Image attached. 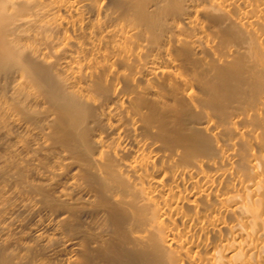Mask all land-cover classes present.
I'll return each mask as SVG.
<instances>
[{
	"label": "bare ground",
	"instance_id": "1",
	"mask_svg": "<svg viewBox=\"0 0 264 264\" xmlns=\"http://www.w3.org/2000/svg\"><path fill=\"white\" fill-rule=\"evenodd\" d=\"M0 264H264V0H0Z\"/></svg>",
	"mask_w": 264,
	"mask_h": 264
}]
</instances>
